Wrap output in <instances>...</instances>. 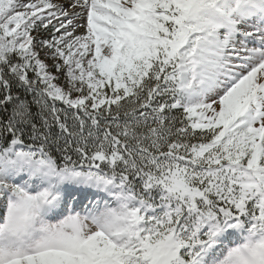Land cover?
<instances>
[{
	"label": "snow or ice",
	"instance_id": "obj_1",
	"mask_svg": "<svg viewBox=\"0 0 264 264\" xmlns=\"http://www.w3.org/2000/svg\"><path fill=\"white\" fill-rule=\"evenodd\" d=\"M0 264H264V0H0Z\"/></svg>",
	"mask_w": 264,
	"mask_h": 264
}]
</instances>
